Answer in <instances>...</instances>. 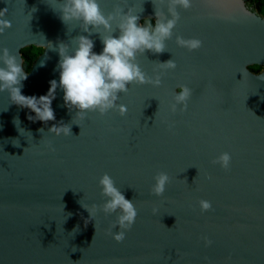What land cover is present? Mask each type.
<instances>
[{
  "label": "water",
  "instance_id": "1",
  "mask_svg": "<svg viewBox=\"0 0 264 264\" xmlns=\"http://www.w3.org/2000/svg\"><path fill=\"white\" fill-rule=\"evenodd\" d=\"M100 3L106 14L118 3L135 7L139 23L155 22V8L171 18L159 0ZM5 8L12 28L0 35V55L7 48L23 65L24 48H42L22 94L46 95L50 81H59L60 60L48 44L58 48L88 34L62 22L56 0H0ZM178 11L167 51L137 58L150 77L162 75V86L130 85L118 101L128 108L125 117L110 111L81 120L58 88L56 120L33 122L35 113L0 93V264H264V18L245 0H192ZM177 36L203 46L189 51ZM89 38L100 54L99 34ZM170 59L176 70L160 72L158 61ZM181 86L193 96L187 112L172 114ZM61 121L72 123V136L48 132ZM224 152L232 156L227 171L212 164ZM159 172L171 178L162 197L151 191ZM105 173L138 210L122 243L108 234L116 215L100 212L95 227L82 207L103 206ZM200 200L212 210L201 212Z\"/></svg>",
  "mask_w": 264,
  "mask_h": 264
},
{
  "label": "clouds",
  "instance_id": "2",
  "mask_svg": "<svg viewBox=\"0 0 264 264\" xmlns=\"http://www.w3.org/2000/svg\"><path fill=\"white\" fill-rule=\"evenodd\" d=\"M159 2L162 5L166 4L171 18L155 8V22L145 25L139 23L141 17L140 13L135 11V7L128 5L121 6L118 3L111 12L106 14L100 0H62V2L56 0L62 22L66 25L75 22L88 35L77 36L70 44L62 42L58 48L48 44L47 50L52 49L59 53L60 60L57 65L59 81L51 80L48 93L39 97L22 94L23 82L28 79L29 74L25 72L17 55L4 48L0 55V65H3L0 66V93L7 92L11 104L35 113L34 117L28 116V119L33 122L41 121L47 124L56 120L52 103L56 99L58 88L63 91L65 106L70 111L75 110L76 117L81 120L86 119L88 113L98 112L100 116H105L110 111H118L121 117H125L128 108L119 104L118 101L121 93L129 92L130 85L162 86V75L156 74L154 78L150 77L137 62L138 56L148 51L153 54H162L167 51L166 42L172 39L174 29L181 19L178 9L188 10L192 7V0H159ZM125 8L128 9L126 13ZM53 9L57 11V8ZM6 17L7 9L5 8L0 11V35H4L12 28L11 21ZM117 30L118 37L114 35ZM93 34H99L104 45L100 54L93 51L95 43L89 38ZM176 44L189 51L198 50L203 46V42L199 39H185L182 36L176 37ZM40 66L43 67L44 63ZM158 66L162 73L175 71L177 68L173 59L166 62L158 61ZM258 79L264 81V76ZM192 96V89L181 86L176 91L174 102L170 105L171 113L176 114L178 110L182 113L187 112ZM14 123L19 125V119L16 118ZM174 127V124H169V131L171 132ZM39 131L43 133L44 129L41 128ZM48 132L56 136H72V123L65 124L61 121L59 125L53 124ZM48 147L55 151L51 145ZM231 163L232 156L228 152L222 153L212 161L213 165H220L226 171L230 170ZM154 179L152 194L162 197L171 178L166 172H159ZM208 179L211 180L212 177L209 176ZM183 181L187 183L186 180ZM99 185L102 189L101 195L105 198L103 206L80 204L88 211L90 219L95 221V227L96 217L100 212H103L105 216L116 215V220L110 226L108 234L118 243H122L126 239V233L136 222L138 210L133 201L126 199L109 174L105 173L100 178ZM199 204L201 212L212 210L210 201L200 200ZM153 212L155 214L156 209H153ZM117 228L119 231L114 232L113 230ZM78 231L77 226L73 229V234ZM203 239L205 246L213 245L212 240L207 237ZM205 259L208 258L205 257Z\"/></svg>",
  "mask_w": 264,
  "mask_h": 264
},
{
  "label": "trees",
  "instance_id": "3",
  "mask_svg": "<svg viewBox=\"0 0 264 264\" xmlns=\"http://www.w3.org/2000/svg\"><path fill=\"white\" fill-rule=\"evenodd\" d=\"M248 7H250L253 11L257 12L262 18H264V0H245ZM154 23L152 19H146L141 22V24L147 25L148 23ZM43 49L37 48L35 46L26 47L21 51L23 67L25 72H29L32 64L38 58L40 54H42ZM254 73H259L261 71V67L252 66L249 68Z\"/></svg>",
  "mask_w": 264,
  "mask_h": 264
}]
</instances>
